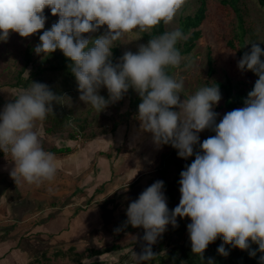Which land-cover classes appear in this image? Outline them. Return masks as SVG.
Listing matches in <instances>:
<instances>
[{"label":"clouds","instance_id":"obj_1","mask_svg":"<svg viewBox=\"0 0 264 264\" xmlns=\"http://www.w3.org/2000/svg\"><path fill=\"white\" fill-rule=\"evenodd\" d=\"M186 2L0 0V41L6 42L12 32L27 38L44 29V10L50 8L59 19L39 36L34 52L47 56L62 51L71 61L79 100L100 113L122 100L131 88L141 100L136 118L141 130L152 134V142L158 147L170 145L185 160L195 156L180 173L181 197L173 210L168 208L162 180L128 205L125 224L142 227L146 242L140 253L131 252L137 264L155 258L152 245L169 224L178 227L177 217L191 220L187 230L193 254L202 257L218 237L223 239L217 249L222 256L229 255L225 245L248 250L252 257L257 251L264 253V51L259 44L249 42L250 53L245 52L237 65L241 72L250 70L258 76L245 106L225 113L219 123V113L213 111L222 99L219 87L203 86L185 96L183 78L178 80L166 71L179 68L186 59L176 47L178 41L187 39L180 29L149 39L136 53L126 51L117 64L111 60L118 40L133 31L148 32L161 22L170 24ZM104 25V35L84 37ZM101 88L107 89V99L99 94ZM65 98L70 99L54 94L46 84L31 82L0 112V151L14 162L10 176L15 184L40 186L55 180L57 159L43 148L36 123L53 114V102L64 104ZM206 129L215 135L201 142L199 133ZM252 244L258 249H252ZM85 264H93V259H86Z\"/></svg>","mask_w":264,"mask_h":264},{"label":"crops","instance_id":"obj_2","mask_svg":"<svg viewBox=\"0 0 264 264\" xmlns=\"http://www.w3.org/2000/svg\"><path fill=\"white\" fill-rule=\"evenodd\" d=\"M12 90L0 85V112L14 101ZM38 122L42 146L55 154L58 171L50 183L15 184L12 158H0V264H36L69 250L86 259L89 251H107L98 259L107 254L113 258L133 246L142 248L144 229L125 224L126 210L147 187L162 180L159 168L166 148L156 146L151 133L133 126L121 129L100 148L101 137L107 135L59 138L46 129L44 120ZM166 181L163 191L169 206ZM182 228L175 232L182 235ZM169 230L154 245H167L175 237Z\"/></svg>","mask_w":264,"mask_h":264},{"label":"rangeland","instance_id":"obj_3","mask_svg":"<svg viewBox=\"0 0 264 264\" xmlns=\"http://www.w3.org/2000/svg\"><path fill=\"white\" fill-rule=\"evenodd\" d=\"M224 1L232 2L233 0H206L207 19L201 27L203 36L198 41L196 48L189 55L183 56L186 59L182 61L180 67L176 68L172 75L178 80L183 78L185 96L194 94L203 86H217V84H226L228 81L231 83L234 93H236L239 89L252 85L254 82V79L246 70L241 72L238 69L237 65L240 58L233 47L237 48L240 45L241 30L239 19L232 7L224 4ZM236 2H238L237 4L244 20L243 29L245 34L243 35V40L246 48H251V43L249 42H256L264 51V9L260 6L258 0H237ZM200 5V0H187L175 19L165 26L166 31L178 29L181 20L186 16H193ZM44 15L47 18L44 29L27 38H22L18 33L12 32L6 42L0 41V85L5 86L10 91L13 89L11 100H14L20 89L29 88L31 82L48 85L54 94L67 96L70 99L65 98L64 104L53 102V114L49 113L44 120L46 129H51L53 135L59 138L65 136L76 137L78 135L90 140L97 136L107 135L101 137L102 146L100 148L103 147L105 141L111 142L112 138L121 129L127 127L129 130L133 126L140 131V122L136 118L138 113H129L131 111L129 109L130 99L138 95L133 89L130 88L122 100L110 104L104 111L98 113L91 106H87L79 100L80 93L75 77L72 79L62 71H51L48 69L51 65L56 66L61 62V55L63 54L61 50L57 49L54 53L47 56L35 54L34 48L40 43L39 36L42 35L43 31L49 30L59 19L58 16L51 14L50 8H45ZM257 28L260 30L259 34H257ZM106 32L107 26L104 25L96 32L89 33L85 38L95 39ZM152 32L153 28L143 33L133 31V33L126 34L118 40L116 46L112 49L111 58L114 57V50H117L119 54L115 64L120 62V58L126 51L136 53L139 45L147 44L149 40L147 36H151ZM231 43L233 47H231ZM27 49L32 51L29 67H26L25 56ZM209 55L213 59V68L215 70L213 75L209 74ZM261 60H264V56L261 57ZM9 86H17V88H10ZM220 93L222 99L213 109V111L219 113L216 120L217 123L220 122L225 113L229 112L225 105L226 94L221 90ZM99 94L104 96L105 99L108 98L106 88H101ZM183 99L184 96L181 94V100ZM40 122L42 123L43 121L38 123ZM69 122L74 127L70 126ZM213 134L214 132L210 129L202 131L199 133L200 141L203 142L204 139ZM168 153L169 149H164L163 154ZM160 168L163 181L174 179L176 173L174 167L164 168L161 163ZM179 188L176 192L174 208L180 201L181 193ZM188 220L190 218L177 217L178 226L184 227ZM167 227L168 230L170 229V234L175 236V239H169L168 244L180 240L184 237L183 235L186 236L188 233L187 228H184L185 230L181 235L177 234L179 232H175L177 227L174 228L171 224ZM166 247L167 245L161 247L160 243L153 246L155 248L154 251L157 250L162 254L166 251ZM141 249L133 246L127 252L128 254L121 252V257L115 256L112 258L113 255L107 254L101 259H98V257L89 258L93 259V264H137V261L131 259V252L134 250L140 253ZM76 259L75 252H68L67 254L55 253L49 257L42 258L36 264H78ZM80 261L85 264L86 258ZM154 264H159V262Z\"/></svg>","mask_w":264,"mask_h":264},{"label":"trees","instance_id":"obj_4","mask_svg":"<svg viewBox=\"0 0 264 264\" xmlns=\"http://www.w3.org/2000/svg\"><path fill=\"white\" fill-rule=\"evenodd\" d=\"M201 5L197 12L193 16H186L181 20L180 29L186 36V40L178 41L176 47L181 52L182 56L189 55L197 46L198 41L202 38L203 32L201 30L202 25L205 23L207 19V8H206V0H200ZM237 0H233L232 2L224 1V4H228L232 7V9L237 14V17L239 19V27H240V41H239V47H233L231 43V47L233 49H236L238 57L241 59L245 52L251 51V48H246L245 42L243 40V35L245 34V31L243 29L244 20L242 17V14L240 12V9L238 7ZM260 6L264 9V0H258ZM165 24L161 22V24L157 25L153 28V32L151 36H147L148 39L154 38L158 35L163 34L166 32ZM89 34V33H88ZM88 34H84V37H86ZM115 54L114 57L111 58L113 64H115V60L118 57L117 50H114ZM31 49H27L26 51V67H29L31 64ZM208 64H209V74L213 75L215 73V70L213 68V59L212 56L209 55L208 57ZM71 61L66 58L63 54L61 55V62L54 66L51 65L48 69L51 71H62L66 75H68L70 78H74V75L72 74L70 70ZM176 68L169 67L166 69L169 75H173ZM247 73L254 79V82L252 85L245 86L241 89H239L236 93L233 91V87L231 83L228 81L226 84H217V87H219V90L223 91L226 94V108L231 111L233 109L242 108L244 107V101L247 98V94L249 91H251L254 88V84L256 80L258 79V76H256L252 71L246 70ZM10 88L17 86H9ZM141 102L139 95H137L134 98L130 99L129 102V109L131 110L129 113H138V105ZM178 110V109H175ZM57 117V116H56ZM57 119V118H56ZM61 123V122H57ZM48 131H52L51 129H48ZM215 135V133L213 134ZM211 135V136H213ZM73 138V136H72ZM166 149H169L168 154L162 155V166L164 168H175V177L174 179L170 181H166V187L168 188V193L170 197V203H169V210L174 209L175 199L177 196V189L179 188V180H180V173L182 170L185 169L187 165H190L191 162L194 160L195 156L188 158L187 160L182 159L178 157L176 149L171 147L170 145H163ZM196 150H199L198 145L196 146ZM189 222L183 227L187 228ZM182 228V229H183ZM180 240L175 241L173 243L167 244V247L165 248V252L162 254L161 252H158L157 250L154 251L155 248H152L153 252L156 254L155 258L149 261H142L139 262V264H154L155 262H159V264H209L211 261V264H260V256L264 255V253H260L257 251L256 256L252 257L249 255L248 250H240L239 248H233L231 245H225L226 250L229 252L228 256H222L218 253L217 249L221 244H223L222 237H218L214 242L210 243L206 250L204 251L202 257L199 254H193L191 250V241L189 233L187 235H183ZM252 249H258V245L252 244ZM70 252H74V250H69ZM68 252L64 253L67 254ZM131 252V251H130ZM104 253H107V251H89V255L91 257H97ZM46 257V256H45ZM44 257V258H45ZM85 254H78L76 253V260L78 264L81 263V259L85 258Z\"/></svg>","mask_w":264,"mask_h":264},{"label":"built area","instance_id":"obj_5","mask_svg":"<svg viewBox=\"0 0 264 264\" xmlns=\"http://www.w3.org/2000/svg\"><path fill=\"white\" fill-rule=\"evenodd\" d=\"M9 157H11V156L10 155H5L2 151H0V158H9Z\"/></svg>","mask_w":264,"mask_h":264}]
</instances>
